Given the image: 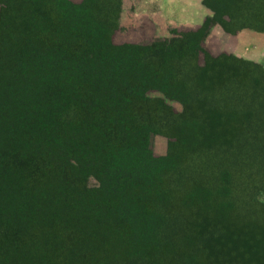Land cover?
Returning <instances> with one entry per match:
<instances>
[{
	"label": "trees",
	"instance_id": "16d2710c",
	"mask_svg": "<svg viewBox=\"0 0 264 264\" xmlns=\"http://www.w3.org/2000/svg\"><path fill=\"white\" fill-rule=\"evenodd\" d=\"M220 1L150 61L108 56L85 1L0 0V264H264V100L253 61L203 46ZM228 15L264 32L262 11Z\"/></svg>",
	"mask_w": 264,
	"mask_h": 264
},
{
	"label": "rangeland",
	"instance_id": "374dc122",
	"mask_svg": "<svg viewBox=\"0 0 264 264\" xmlns=\"http://www.w3.org/2000/svg\"><path fill=\"white\" fill-rule=\"evenodd\" d=\"M64 0H55L56 8L62 10ZM74 3H81L85 1L86 10L88 12L91 24L98 25L103 29L104 35L111 39V45L105 48V53L112 57H135L140 59H147L150 61H158L161 59L165 47L169 43H184L196 44L199 40L197 35L193 34V30H186V28L171 29L168 37H158L153 33V26L148 24L145 15L137 14V6L134 0L128 2L124 9L123 0H69ZM119 1L121 3V14L117 20L116 9ZM235 0H221L219 8L223 13H226V19L229 18L230 12L232 16L239 14L242 16L251 17L254 12L264 13V0H247L237 6V10L231 11L234 8ZM261 6L262 8H257ZM143 12V11H141ZM223 22L225 21L222 18ZM229 21V20H228ZM227 21V22H228ZM116 22L119 23L117 29H113ZM225 22V23H227ZM220 55V54H219ZM232 55V54H231ZM214 56V55H213ZM218 56V55H217ZM228 60V59H227ZM200 63L204 64V55L200 54ZM239 69L247 71V84H259L258 93L262 94L264 100V65L258 63L239 62L237 64ZM147 98L150 100H159L167 103L173 110L174 116L166 117V120L172 121L183 110V105L176 101L170 100L158 90H151L147 93ZM167 120V121H168ZM170 138L164 133L155 134L152 137L151 147L155 156H164L168 152ZM74 183L78 186L92 187L97 185L94 177L89 175L84 169L78 168ZM257 200L264 202V190H260L256 194Z\"/></svg>",
	"mask_w": 264,
	"mask_h": 264
},
{
	"label": "crops",
	"instance_id": "0c3cea01",
	"mask_svg": "<svg viewBox=\"0 0 264 264\" xmlns=\"http://www.w3.org/2000/svg\"><path fill=\"white\" fill-rule=\"evenodd\" d=\"M123 1L125 9L132 0ZM134 3L137 14L146 13L148 24L158 37H168L175 27L195 31L214 15L205 0H134ZM224 19L211 27L203 46L214 56L228 53L264 65V32L250 27L228 31L223 23L229 18Z\"/></svg>",
	"mask_w": 264,
	"mask_h": 264
}]
</instances>
